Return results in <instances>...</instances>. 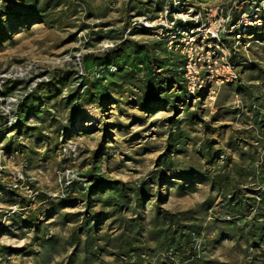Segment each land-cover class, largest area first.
Masks as SVG:
<instances>
[{"label":"rangeland","instance_id":"obj_1","mask_svg":"<svg viewBox=\"0 0 264 264\" xmlns=\"http://www.w3.org/2000/svg\"><path fill=\"white\" fill-rule=\"evenodd\" d=\"M217 7L192 98L140 29ZM0 264H264V0H0Z\"/></svg>","mask_w":264,"mask_h":264},{"label":"built area","instance_id":"obj_2","mask_svg":"<svg viewBox=\"0 0 264 264\" xmlns=\"http://www.w3.org/2000/svg\"><path fill=\"white\" fill-rule=\"evenodd\" d=\"M164 17L163 26L153 28L154 23L150 22L145 23L144 29L157 35L159 30L165 31L168 50L182 55L181 85L190 97H199L205 90L213 93L214 88L238 80L233 61L236 52L225 40V35L232 34L237 26L232 24L235 20L230 21L227 10H191L190 15L179 18L165 12Z\"/></svg>","mask_w":264,"mask_h":264},{"label":"trees","instance_id":"obj_3","mask_svg":"<svg viewBox=\"0 0 264 264\" xmlns=\"http://www.w3.org/2000/svg\"><path fill=\"white\" fill-rule=\"evenodd\" d=\"M141 31H145V32H149L150 33V30H147V29H144V28H141L140 29ZM127 40H124L123 42H126ZM162 42V41H161ZM165 46V45H164ZM179 54V53H178ZM180 58H181V67H180V69L182 68V66H183V62H184V60H183V57L182 56H180ZM181 70H179V74H180V77H179V86L184 90V92L186 93V90L184 89V87L181 85V82H182V78H181ZM156 78H157V80L159 81V82H161V83H165V76H163V73H157V76H155ZM90 95H93V92H92V90L90 91L89 90V92H88ZM187 94V93H186ZM99 95L100 94H98V97H99ZM188 95V94H187ZM189 96V95H188ZM187 249L188 248H186V247H177L176 248V255L177 256H179V257H183V256H185L186 255V251H187Z\"/></svg>","mask_w":264,"mask_h":264}]
</instances>
